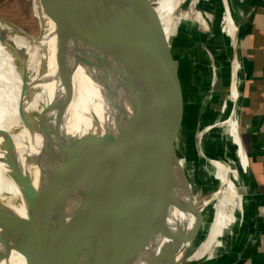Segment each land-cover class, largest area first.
<instances>
[{
	"label": "water",
	"instance_id": "95a60500",
	"mask_svg": "<svg viewBox=\"0 0 264 264\" xmlns=\"http://www.w3.org/2000/svg\"><path fill=\"white\" fill-rule=\"evenodd\" d=\"M156 1L34 0L39 33L33 36L21 32L35 45L46 37L45 30H50L56 39L55 56L52 57L48 50V60L50 69L53 65L51 58L55 60L61 83L70 87L69 94L61 98L63 110L67 111L71 103L78 100L73 89H79L75 87L76 83L79 86L86 75L93 91V94L88 93L91 97L88 99L101 102V106L96 104V110L91 111L90 126L98 123L97 111L103 109L106 101L113 104L120 97L112 88L118 52L149 61L150 93L162 106L165 120V161L160 171L155 165L148 174L129 172L128 184L132 191H138L140 211L132 217L123 234L119 225L117 186L111 184L106 200L103 196H88L83 188L102 144V139L97 137L100 131L72 133L56 140L53 132L45 130L49 140L43 152L46 166L41 168L37 159L32 164L35 170L26 174V189L22 190L34 218L33 264H209L210 254L192 259L217 197L216 190L213 192L215 182L211 172L216 159L212 146H206L204 141L220 125L209 117L207 105L213 94L218 68L209 51L212 79L206 94L201 96L179 33L159 12ZM222 1L225 19L229 17L234 28L232 51L228 53L230 83L223 106L226 109L230 101L233 104L230 115L235 118L240 97L241 64L237 47L241 25L234 21L227 0ZM0 42L15 49L3 35H0ZM18 60L22 81L29 79L27 62L21 57ZM45 64L46 59L44 71L47 72L49 66ZM24 89L22 84L21 98ZM39 92L33 87L34 95ZM20 110L21 106L19 113ZM37 119V126L34 122L32 128L34 133L43 130V124L38 123L42 120L41 115ZM111 119L113 121L112 116ZM236 121L249 172L237 117ZM8 135L6 130H0V138ZM116 139L118 141L119 136ZM62 143L69 147L60 148ZM152 150L151 147L149 154ZM13 173L19 177L17 171ZM238 188L240 206L248 190ZM10 214L16 231L22 236L21 218L13 211ZM4 217L0 211L2 230L9 232ZM192 218L194 221L190 220ZM16 251L23 256L24 247H18Z\"/></svg>",
	"mask_w": 264,
	"mask_h": 264
},
{
	"label": "bare ground",
	"instance_id": "6f19581e",
	"mask_svg": "<svg viewBox=\"0 0 264 264\" xmlns=\"http://www.w3.org/2000/svg\"><path fill=\"white\" fill-rule=\"evenodd\" d=\"M185 1L187 0H157L155 5L167 22L174 27L177 18L174 14ZM212 3L211 1L210 4ZM200 17L201 15L197 18L201 19ZM225 22V30L232 36L234 33L232 20L226 17ZM4 32L14 36L12 46L15 49H10L6 42H0V130H6L9 133L8 136L0 138V211L5 215V224L10 228L9 232H4L2 230L3 220L0 218V264H33L34 218L32 209L26 203L22 191L26 189V174L35 170L32 164L37 162V159L41 168H44L46 161L43 152L49 143L45 130L50 133L53 132L52 135L56 140L64 139L72 133L85 134L84 128L90 110V99L88 98H91L88 93L93 94V91L85 75L84 81L79 86L76 83L77 86L75 87L79 89H76V91L73 89L74 97L78 100L76 102L74 100V104L71 103V107L67 111L63 110L61 98L69 94L70 87L67 83H61V75L53 58H51L53 65L50 69L48 50L51 52V56L54 57L56 48V39L51 31L45 30L46 37L36 45L27 36L22 37L15 31L5 29L0 25V35H3ZM39 47L43 50H39ZM20 48L25 52V56L21 60L27 62L29 66L30 78L24 79V81H22L14 61L20 57L16 53L17 49ZM44 59H46L45 66H49L47 72L44 71ZM149 66V61L144 58L118 52L112 88L114 91L119 92L120 97L116 98L115 101L113 100V104L118 106V102L119 105L121 104L124 107V117L122 120L114 114L111 110V103L105 102L104 123L108 125V121H112L111 116L113 117V123L108 127V133L102 136L103 139L101 138L99 161L94 158L89 176L83 186L88 196L97 197L95 194L96 172L99 168H105L112 172L116 176L115 181L118 186L117 201L119 206L122 203L126 205L127 211H129V217L127 218L129 221L140 211L137 202L138 191H132L128 184L129 172L136 171L139 175L143 172L148 174L150 169L154 170L155 165L160 171L165 161L164 114L162 106L150 93ZM22 84L25 87L23 98H21ZM33 87L34 90L40 91L38 95H34ZM19 106H21L20 113ZM39 115H41L42 120H39L38 123L43 124V130L34 133L32 130L33 124L35 122L37 126ZM34 116L35 119H33ZM230 119L231 116L228 121L224 120L223 130L232 141H235L240 154L243 156V152L239 147L236 119L234 118L232 121ZM63 120V127L61 128ZM129 128L130 131H128ZM117 136H119L118 141H116ZM59 146L65 149L69 147L66 143L59 144ZM151 147L153 150L149 154ZM128 158L132 163L130 165L134 167H132L133 170L127 163ZM16 171L19 173V177L14 175L13 172ZM211 172L215 182L213 192L216 190L215 196L221 195V197H216L218 201L214 208L216 210L214 224L204 244L193 256L195 260L207 254L218 253L219 247L223 246L221 238L226 230L235 223L234 212L240 204V195L236 192V186L240 187L241 180L238 181L239 176L236 168L228 157L223 161L215 160ZM224 184L226 187L223 186ZM222 187H224L223 190H221ZM6 196L9 198L7 199ZM11 211L15 212L22 220V236L15 229L10 214ZM190 220L194 221L193 218ZM188 223L189 221L187 225ZM120 230L125 234L127 228H120ZM21 246L24 247L23 256L16 251Z\"/></svg>",
	"mask_w": 264,
	"mask_h": 264
},
{
	"label": "crops",
	"instance_id": "0c3cea01",
	"mask_svg": "<svg viewBox=\"0 0 264 264\" xmlns=\"http://www.w3.org/2000/svg\"><path fill=\"white\" fill-rule=\"evenodd\" d=\"M227 2L236 24L241 25L237 47V57L241 64L238 84L240 97L236 117L249 160L248 172L247 159L239 142L247 174L240 187L245 186L248 193L235 211V223L221 238V251L210 255L208 263L264 264V0ZM220 3L222 5L223 1L220 0ZM229 51H232V41L229 46H222L217 52L221 57H226V63L217 61V54L216 57L211 53L216 61L218 77L213 94L207 102L209 111L213 105H217L210 99L221 94L224 102L229 90V69L224 73L226 64L230 65Z\"/></svg>",
	"mask_w": 264,
	"mask_h": 264
},
{
	"label": "rangeland",
	"instance_id": "374dc122",
	"mask_svg": "<svg viewBox=\"0 0 264 264\" xmlns=\"http://www.w3.org/2000/svg\"><path fill=\"white\" fill-rule=\"evenodd\" d=\"M211 1L213 2L212 4H210ZM211 1H194V0L185 1L182 8L177 13V18L175 22L176 25L174 26V28H176L179 33L184 48L186 49L191 70L195 76L198 90L201 96L206 94V91L212 79L211 56L209 54V51L213 54V56L217 54V56L219 57L216 58L217 61L219 62L223 61V63H226V57L224 56L221 57V54L218 55L217 52H219L222 46H229L232 37L231 34L225 30L226 22H225V12L223 5H221L220 0H211ZM198 14L201 15L200 17L201 19L197 18L199 16ZM0 25L5 29L15 31L18 35L22 37H25V35L21 31L29 33L33 36L38 35L39 28L35 17L34 0H0ZM3 36L5 40L11 43L12 45L14 36H11L7 32H4ZM17 52L19 53L21 58H24L25 52L24 50L22 51V48L17 49ZM121 53L122 52H120V54ZM14 61L19 70L20 61L16 59ZM229 67L230 65L227 63L226 66L224 67L225 68L224 73L228 72ZM221 99H222L221 94H216V96H213L210 99L211 102L217 103V105L212 106L209 112L210 114L209 117L212 119V121L216 120V122L219 123L220 125L217 126L212 132H210L205 137L204 142L206 146L207 145L212 146V152L214 153V157L216 160L218 159L219 161H223L228 157V159L236 168V172L238 173L239 176V178H237L238 181L241 180L242 182H245V179L247 178V174L245 169L244 156L240 154L239 148L237 147L238 145L235 144V141H232L223 130L224 129L223 127L225 125L224 120L228 121V119L231 116L230 114L232 109L230 110L228 109L231 108V102L230 101L228 102V107H226L225 109L223 106L224 97L222 100ZM96 104L101 106V102L98 103L96 99L90 102V110L87 115L86 126L84 128V131L86 134L92 131L98 132L99 130L100 133L97 135V137L103 139L102 136L108 133V127H110L113 122L108 121V125L104 123V119H103L104 107H103L102 110L100 109L97 111L99 112L98 123L94 122L92 126L89 125L90 117H91L90 114L92 110H96L95 107ZM117 105L118 106H116L115 104H111V110L114 114L118 115L123 120L124 107H122L121 104L119 105L118 102ZM224 109L225 111L223 112ZM236 115L237 114L235 113L234 114L235 119H236ZM233 119L234 118L232 116L230 121H232ZM96 124H97V128H96ZM128 126L129 125L127 124V127ZM101 128L103 129L101 130ZM100 149L101 148H99L97 154H95L96 161H99L98 157L100 156L99 154V151H101ZM127 163L128 165H130L131 163L129 158L127 159ZM130 167L133 170L134 167L132 165H130ZM115 180H116V176L112 174V172L108 171L105 168L104 169L99 168V170L96 172V180H95L96 196L97 197L103 196V199L106 200L107 192L111 184L114 183L117 186V182ZM223 186H225V184ZM223 188L224 187H222L221 190H223ZM238 189L239 188L237 185L236 186L237 193H238ZM117 190H118V186H117ZM220 197L221 195L219 196V198ZM6 198L8 199L9 197L6 196ZM217 201L218 199H216L213 202V205H216ZM214 208H212L210 211V214L205 223L203 233L198 240L194 252H198V249H200L199 247H201V245L204 244L206 237L209 234L212 225L214 224V217L216 214V210ZM127 210L128 209L125 204L122 203L121 206H119V213L121 216L119 225L121 229L123 228L128 229L131 222L127 220V218L129 217V211ZM229 229L226 230V232H228ZM192 260L194 261L195 259Z\"/></svg>",
	"mask_w": 264,
	"mask_h": 264
}]
</instances>
